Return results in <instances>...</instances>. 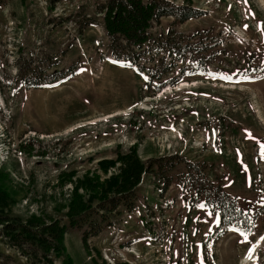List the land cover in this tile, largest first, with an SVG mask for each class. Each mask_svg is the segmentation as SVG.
<instances>
[{
	"label": "rangeland",
	"instance_id": "374dc122",
	"mask_svg": "<svg viewBox=\"0 0 264 264\" xmlns=\"http://www.w3.org/2000/svg\"><path fill=\"white\" fill-rule=\"evenodd\" d=\"M171 1L201 16L164 17L152 30L185 36L189 56L144 55V69L114 57L98 13L104 0L0 5V187L11 195L0 209L24 221L66 219L78 179L91 170L105 181L120 163L105 172L98 161L138 145L147 165L174 155L203 165L209 183L247 219L245 227L219 228L218 212L179 181L185 167H176L163 193V177L150 171L136 210L117 214L115 225L86 242L82 230L67 232L63 254L75 264H264V0ZM159 60L173 72L151 78L147 69L154 72ZM36 70L50 81L30 87L24 78ZM70 170L78 173L60 185L59 174ZM1 227L0 264H33ZM63 262L61 255L54 264Z\"/></svg>",
	"mask_w": 264,
	"mask_h": 264
},
{
	"label": "trees",
	"instance_id": "16d2710c",
	"mask_svg": "<svg viewBox=\"0 0 264 264\" xmlns=\"http://www.w3.org/2000/svg\"><path fill=\"white\" fill-rule=\"evenodd\" d=\"M7 1L0 0V5L6 4ZM98 13L103 15L104 30L114 57L118 60L133 62L134 65L137 64L143 69L145 63L141 65L140 58L144 55L149 60L154 58L155 54L161 56L160 54L165 53L183 61H186L189 56L190 42L185 36L173 29L167 30L166 36L164 32L154 33L152 28L155 23L164 17H172L176 22L183 23L201 16L195 7L175 4L171 0H104L98 5ZM87 20V24L92 22V18ZM157 64L154 72H151V68L147 69L151 78L163 79L173 72L174 65L169 66L163 60H159ZM24 79H27L30 87L41 86L50 81L37 70ZM176 80L174 78L173 83L177 82ZM162 85L163 83L159 86ZM137 151L138 145H131L124 152L118 151L114 158L100 159L99 168L105 172L120 163L118 171L112 173L105 181L99 180L100 176L91 170L86 171L83 178L78 179L77 184L75 181L76 185L67 203L69 208L61 214L66 219L56 218L46 224L42 223L41 218L31 215L24 221L0 209L1 235L8 238L12 244H17L21 248L22 255L31 259L33 264H54L55 258L61 255H64L63 264H75L72 257L67 256L66 253L63 254L65 252L64 238L69 230H82V238L86 242L90 236L97 235L104 228L115 225L117 214L136 210L139 201L138 186L142 174L152 171L158 174L160 179L163 177L164 183L162 191L160 190L163 193L176 179L177 166L186 168L187 171L183 176L178 175V179L187 189L195 191L197 195L195 200L199 201L203 198L204 205L218 212L219 228L245 227L247 219L240 207L220 185L209 183L203 165L189 161L181 155L170 156L166 160L161 157L155 158L147 165ZM195 164L200 167L196 169ZM77 173L76 170L61 172L60 185L72 180ZM90 173L95 176L89 175ZM93 177L98 180H93ZM79 184H83L86 188L88 198L78 193ZM10 197V193H6L0 187V200Z\"/></svg>",
	"mask_w": 264,
	"mask_h": 264
},
{
	"label": "snow or ice",
	"instance_id": "6c2138e0",
	"mask_svg": "<svg viewBox=\"0 0 264 264\" xmlns=\"http://www.w3.org/2000/svg\"><path fill=\"white\" fill-rule=\"evenodd\" d=\"M245 27H247V25H245ZM261 30L264 31V25H261ZM223 78L231 79V77H223ZM244 79L247 80V79H249V77L245 75ZM199 207L203 208L204 205H199ZM232 231H239V229L233 228ZM241 235L244 238L243 241H241V242L247 243L248 242V235L246 233H243V232H241ZM260 241L264 242V235L260 236ZM257 246H258L257 244H253L252 247L249 249V256H248L249 259L252 258V255L255 253Z\"/></svg>",
	"mask_w": 264,
	"mask_h": 264
}]
</instances>
